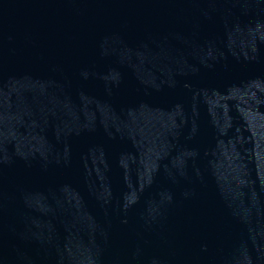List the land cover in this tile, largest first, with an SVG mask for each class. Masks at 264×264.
<instances>
[{
    "label": "water",
    "instance_id": "95a60500",
    "mask_svg": "<svg viewBox=\"0 0 264 264\" xmlns=\"http://www.w3.org/2000/svg\"><path fill=\"white\" fill-rule=\"evenodd\" d=\"M0 264H264V0H0Z\"/></svg>",
    "mask_w": 264,
    "mask_h": 264
}]
</instances>
